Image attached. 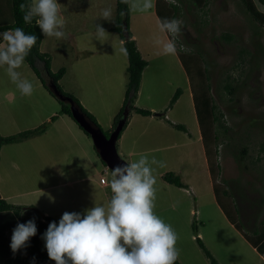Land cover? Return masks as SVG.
<instances>
[{"label": "rangeland", "instance_id": "rangeland-1", "mask_svg": "<svg viewBox=\"0 0 264 264\" xmlns=\"http://www.w3.org/2000/svg\"><path fill=\"white\" fill-rule=\"evenodd\" d=\"M57 2L67 39L42 35L39 51L49 57L50 70L63 67L57 82L63 90L76 96L108 135L126 85L127 60L121 52L119 36L109 29L113 22L99 18L106 7L113 8L115 18V0ZM253 2L264 13V5ZM180 6L173 17L183 21L176 55L163 54V43L170 37L159 31L153 8L147 12H128L127 29L134 35L131 38L146 60L136 99L133 98L131 104L148 108L151 113L143 116L129 108L125 120L128 124L125 122L120 130L115 148L127 164L141 156L163 162V167L152 165L156 178L154 212L175 230L177 260L181 264H208L195 235L218 264L258 263L262 261L260 254L227 220L215 199L211 182L216 184L230 216L241 223L245 235L251 233L253 226L264 217V23L253 19L239 0H206L201 5L184 1ZM9 17V0H0V21ZM97 23L110 34L105 42L96 40L94 24ZM181 45L188 50H180ZM35 64L44 76L41 62L36 60ZM18 71L32 82L34 91L31 96H22L6 68L0 67V134L33 128L43 122L46 132L33 150L32 142L27 145L9 142L1 148L0 196L7 202L33 204L43 209L47 198H43L42 192L32 196L19 194L22 189L37 185L34 176L31 175V182L28 178L19 182L16 176L22 174L14 171L10 173L12 180H7L1 176L5 162L14 157L20 168L26 170L31 165L37 169L42 168L38 165L42 162L48 164L57 160L61 162L59 170L68 171L66 164L73 166L74 156L80 164L83 160L79 156L78 140L70 138L66 131H61L63 145L53 142L49 146L42 140L55 129L62 130L57 120L44 118L50 111L56 113L59 103L26 61ZM177 87L180 93L169 105ZM193 91L197 94L204 91L214 104L212 113L204 117V125H210V134L202 137L208 149L207 161L192 103ZM154 111L160 114L154 115ZM65 116L69 117L73 128L86 135L87 149L91 147L99 158L89 134L69 115ZM173 123H182L185 129H178ZM43 149H46L45 156ZM98 160L99 167L89 175L90 188L103 190L110 199L111 169L100 158ZM165 171L177 174L185 187L164 181L160 175ZM100 177L105 184L99 183ZM234 205L238 207L236 213Z\"/></svg>", "mask_w": 264, "mask_h": 264}, {"label": "clouds", "instance_id": "clouds-1", "mask_svg": "<svg viewBox=\"0 0 264 264\" xmlns=\"http://www.w3.org/2000/svg\"><path fill=\"white\" fill-rule=\"evenodd\" d=\"M121 3L131 12H147L154 7L153 0H121ZM171 3L179 6L177 0ZM19 7L24 13V23L30 24L36 18L44 37L67 39L57 0H31ZM99 18L114 22L113 8H104ZM182 25L179 18L158 19L159 31L170 37L163 43V54H177ZM94 28L96 40L105 42L110 34L99 23ZM0 36L3 41L0 67L6 68L22 96H31L34 86L18 69L24 65L38 38L26 34L20 27L5 30ZM180 50L188 49L181 45ZM121 52L126 55L127 49L121 48ZM152 165L164 166L155 157L149 160L147 156L130 164H117L111 169L112 196L106 206L94 205L83 214L64 212L58 222H50L42 236L48 258L55 264H175L179 257L178 236L154 212L156 178ZM36 232L34 218L18 223L10 241L13 254L26 248Z\"/></svg>", "mask_w": 264, "mask_h": 264}, {"label": "trees", "instance_id": "trees-1", "mask_svg": "<svg viewBox=\"0 0 264 264\" xmlns=\"http://www.w3.org/2000/svg\"><path fill=\"white\" fill-rule=\"evenodd\" d=\"M184 1L194 3L195 5H201L206 3V0H177V3L179 5L177 6L176 4L171 3V1L154 0L153 11L157 19L159 20H163L164 18L172 19L175 16L177 10L180 9V3ZM239 1L243 4L244 9L251 15L253 19L257 20L260 23H264V13L255 7L253 0ZM256 1L259 4L264 5V0ZM30 2L31 0H9L10 17L9 19H4L0 21V31L20 27L24 30L26 34H34L38 38L36 45L31 49V52L25 61L34 71L39 81L45 87L48 93L51 94L59 103V107L56 113L51 114L49 119L52 120L56 117L57 114L61 113L67 114L72 118L69 110V106L72 105L75 108L79 109L81 112H83L90 119V121L101 130L94 116L80 104L76 96H74L71 92L63 90L57 82V80L64 71L63 67H59L55 71L50 70L49 57L46 53L39 51V42L43 34L40 28L36 25V18L33 19L32 23L25 24L23 21L24 13L20 11L19 7L21 3ZM122 12L124 13V15H121ZM128 12V7L125 4L121 3V0H115V21L112 23V25H110L109 29L115 31L118 34L123 48L127 49V81L124 89L122 104L114 116L112 125H115L116 120L120 115V111L123 109L124 106H127L128 109L133 108L135 112L142 115H148L151 113L150 109L148 108L139 107L131 104V101L135 97V93L138 89L141 70L146 64V60L140 55L135 45V41L133 38H131V33L127 29ZM123 26H125V29L127 30L128 36L126 38L123 36L122 33ZM36 60H39L41 62V67L44 76L40 74L38 68L36 67ZM179 93L180 89L178 87L175 88L174 92L172 93L169 99V105H171L175 101ZM191 97L194 111L196 114V119L198 123H200V139L202 140V137L205 133L210 134V125H204V117L206 116V114L212 113L211 109L212 107H214V104L210 101V97L204 91H199L198 94L193 91ZM125 122L126 121H124V124ZM173 125L178 129H185L182 123H173ZM81 129L83 128L81 127ZM43 130L44 122L33 128L19 130L10 134H0V146L4 143L21 140L22 138H25L28 135L39 133ZM83 131L85 130L83 129ZM202 143L204 156L207 161L208 149L205 147L203 140ZM160 177L167 183H171L178 187H185V184L180 180L179 176L177 174H174L172 171H165L160 175ZM211 187L215 199L217 200V203L219 204L224 215H226L227 220H229V222L234 226L235 229L239 230L243 234L249 244H251V246H253L258 253H264V217L260 219L258 225L253 226L251 233L245 235V233L241 229V223L235 221L233 219L234 217L230 216V210L226 203L222 200V198H220L217 192L216 184H213L211 182ZM235 206L236 205H234L233 209L236 213L238 212V207ZM33 218L37 227L36 235L30 238L28 246L26 248H23L13 254L10 249L12 230L16 227L18 223H25ZM53 221L58 222V220L54 216L43 214L40 209L36 208L32 204H14L11 202H7L3 197L0 196V264H55L54 261L48 258L47 251L44 247V240L42 239V236L46 231L48 224ZM191 226L193 231L195 232V226L193 224H191ZM194 239L198 246L202 249L204 255L207 257L208 264H218V262L207 249V247L204 245L202 240L197 235H195ZM175 264L181 263L177 260ZM229 264L238 263L233 262ZM253 264H264V260Z\"/></svg>", "mask_w": 264, "mask_h": 264}, {"label": "crops", "instance_id": "crops-1", "mask_svg": "<svg viewBox=\"0 0 264 264\" xmlns=\"http://www.w3.org/2000/svg\"><path fill=\"white\" fill-rule=\"evenodd\" d=\"M153 3H154V0H153ZM3 32L4 31H0V34H2ZM131 35L134 37L133 34ZM119 42L121 43L120 39H119ZM2 43H3L2 36H0V44ZM125 74H126V81H127L126 65H125ZM134 98L136 99V97ZM53 112H55V110L50 111L48 115L44 116V118H46V120L49 119L50 115ZM159 114H154V115H159ZM65 115L66 114H63V113L57 114L56 117L54 118L55 120H57L56 122L58 123V125H62V130L55 129V131L51 133L50 136L47 137L46 140L45 138H42V140L45 141L49 146L53 142L60 143V145H63L65 141H64V138L62 137L61 131L68 132L70 134V138L74 137V140L75 141L78 140L79 142L78 143L79 156L83 160L81 164H80V160L76 159L74 156L72 158L73 161L71 162L73 166L66 164L68 171L59 170L61 162H58L57 160H54L48 164H44L43 162L38 164V165H41L42 168L37 167V169L36 168L34 169L33 165H31L30 166L31 168L23 170L17 164V161H15L14 157H12L10 158L9 161L7 160L5 164L3 165L4 173L1 174V176L6 178L7 180H12L10 173H13L14 171H18V172L20 171L22 176L20 174L16 176V178L19 177V182L25 181V178H28L31 182L32 181L31 175L34 176L35 178L34 180L37 183V185H34L30 189L25 190V191L24 189H22L21 191H19V194L22 196L26 193H29L32 196V194L37 193L38 191L42 192V196L43 198H47V202H45L46 208L40 209L41 212L45 215L54 216L58 221H59L58 216L64 212H79L83 214L86 209H90L94 205L96 206L105 205L106 206V204L110 200L109 196L106 195L103 192V190H100V191L91 190L88 179H89L90 173L93 172V170L95 171L96 168L99 167L100 165L99 160H98L99 158H97V156L92 153V151L90 150L91 149L90 146H89L90 147L89 150L87 149L86 145L89 144V139L86 137V135H84V133H82L78 128L76 129L73 128V126H71L70 124L69 117ZM143 116H148V115H143ZM41 121H44V120H41ZM127 124H128V121L126 122V125ZM45 132L46 130H43L39 133L28 135L25 138H22L20 141L13 142L12 144L17 143V142L18 143L25 142V145H27L28 143L32 142L31 150H33V146L38 142L39 137H41V135L44 134ZM4 134H8V133H4ZM9 144L10 143H4L1 145L0 154H1V148ZM22 147H23V144H22ZM39 149L40 148H38V150ZM43 151H44V156H45L46 149H43ZM67 154L68 153H66V155ZM99 183L105 184V182H100V181ZM9 195L13 196L10 193ZM260 256L263 261L264 260L263 253H261Z\"/></svg>", "mask_w": 264, "mask_h": 264}, {"label": "water", "instance_id": "water-1", "mask_svg": "<svg viewBox=\"0 0 264 264\" xmlns=\"http://www.w3.org/2000/svg\"><path fill=\"white\" fill-rule=\"evenodd\" d=\"M122 33L125 38L128 36L125 26L122 27ZM69 110L74 121L89 134L99 158L108 168L112 169L117 164H127L126 161L117 154L115 148V140L127 116V106L123 107L121 114L108 135L103 134V132L79 109L70 105ZM152 113L159 114V112Z\"/></svg>", "mask_w": 264, "mask_h": 264}, {"label": "built area", "instance_id": "built-area-1", "mask_svg": "<svg viewBox=\"0 0 264 264\" xmlns=\"http://www.w3.org/2000/svg\"><path fill=\"white\" fill-rule=\"evenodd\" d=\"M167 1H171V0H167ZM99 181H100V182H104L103 179H102L101 177L99 178Z\"/></svg>", "mask_w": 264, "mask_h": 264}]
</instances>
